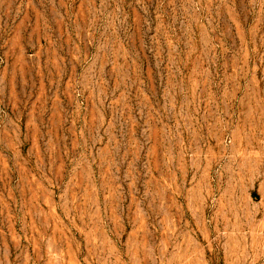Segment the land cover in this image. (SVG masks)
<instances>
[{"label": "rangeland", "instance_id": "374dc122", "mask_svg": "<svg viewBox=\"0 0 264 264\" xmlns=\"http://www.w3.org/2000/svg\"><path fill=\"white\" fill-rule=\"evenodd\" d=\"M0 264H264V0H0Z\"/></svg>", "mask_w": 264, "mask_h": 264}]
</instances>
